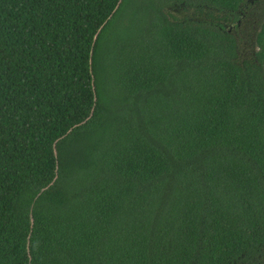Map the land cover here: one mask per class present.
Masks as SVG:
<instances>
[{
    "label": "trees",
    "instance_id": "trees-1",
    "mask_svg": "<svg viewBox=\"0 0 264 264\" xmlns=\"http://www.w3.org/2000/svg\"><path fill=\"white\" fill-rule=\"evenodd\" d=\"M0 264H264V0H0Z\"/></svg>",
    "mask_w": 264,
    "mask_h": 264
}]
</instances>
